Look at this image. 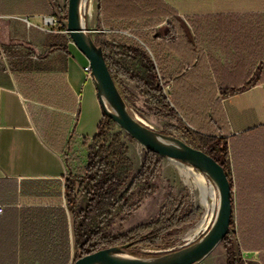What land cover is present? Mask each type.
<instances>
[{"label": "crops", "instance_id": "1", "mask_svg": "<svg viewBox=\"0 0 264 264\" xmlns=\"http://www.w3.org/2000/svg\"><path fill=\"white\" fill-rule=\"evenodd\" d=\"M166 2L183 20L242 18V32L250 24L244 39L250 47L240 55L256 62L253 76L264 75V0ZM58 5L64 11L66 0ZM55 13L50 0H0V24L12 39L46 53L29 54L22 69L0 66V264L75 262L74 217L65 190L69 160L74 154L84 158L80 150H87L97 135L103 111L95 82L83 71L87 59L69 37L60 39L65 34L42 29L43 17ZM249 18L252 23L245 21ZM91 19L89 30L109 33L98 28V0ZM156 30L169 33L166 24ZM53 57L58 68L49 64ZM37 63L50 71H33ZM221 106L230 137L237 242L244 264H264V83L221 99Z\"/></svg>", "mask_w": 264, "mask_h": 264}, {"label": "trees", "instance_id": "2", "mask_svg": "<svg viewBox=\"0 0 264 264\" xmlns=\"http://www.w3.org/2000/svg\"><path fill=\"white\" fill-rule=\"evenodd\" d=\"M50 2L60 20V32H66L68 0L64 11L58 0ZM98 6V28L107 30L111 41L101 48L103 53L105 47L111 48L121 57L116 60L104 55L127 106L123 79L135 84L146 108L155 117L181 115L182 127L186 129L183 142L219 163L228 174L233 191L227 163L230 137L221 99L264 83V75H252L256 62L253 65L240 55L250 47L244 39L249 37L247 23L252 20H245L247 29L242 32L244 20L237 15L194 16L183 20L166 0H98ZM162 24L169 29L165 36L156 31ZM60 39L67 40L68 35ZM33 71L50 70L37 63ZM168 86L172 88L167 97L164 89ZM115 127L103 115L85 157L74 154L69 160L72 169L65 190L74 217L75 261L112 248L131 256H137L138 247L162 250L168 247L173 232L197 223L202 217L200 209L185 212L184 202L171 200L156 222L118 236L110 233L116 218L136 210L137 196L155 193L153 183L162 169V158L147 152L140 171L132 178L129 151L122 134H112ZM233 227L232 218L230 231ZM232 237L229 233L222 242L226 264H244L241 244Z\"/></svg>", "mask_w": 264, "mask_h": 264}, {"label": "rangeland", "instance_id": "3", "mask_svg": "<svg viewBox=\"0 0 264 264\" xmlns=\"http://www.w3.org/2000/svg\"><path fill=\"white\" fill-rule=\"evenodd\" d=\"M89 2L90 0H88L85 6H83V18L85 20V27L90 32V35L97 46H109V44H111L109 33L98 31V29H88V26H91L92 21L91 14L89 13ZM157 32L160 35V31ZM12 38V34L10 33V30L6 27V25H4L3 23L0 24V66L11 68L15 65V69H22L27 62L26 58L29 54L30 56H35L37 55V53L41 54L39 51L33 48L30 49L26 45L22 46L23 44L19 43L18 41H14V39ZM45 55L46 53H42L41 57ZM104 55L112 57L116 60L121 59V57L118 56L113 49L108 47L104 48ZM53 58L54 62L52 60L49 62V64L51 67L58 68L59 66L57 59L56 57ZM122 88L129 103L128 108L131 114L137 120H139L143 124L146 123L150 125V128L158 133L167 136H173L177 139L182 140V134L186 133V129L182 127V122L184 123V121L180 114H176L174 116L170 115L166 119L157 118L155 117L154 112L146 108L145 99L140 96L137 88L134 85L123 79ZM164 92L168 97L171 93V87H166ZM106 106L108 110H111L107 104ZM116 133L122 134V141L128 148V156L133 164L132 178H134L138 174L144 163L147 151L136 141L130 138L125 132L120 130L118 126H116L112 131V134ZM86 151V149L80 150V154L85 157ZM175 163L177 162L173 160L162 159L161 172L153 183L155 187V193L148 197L140 198L137 196L135 198V203L138 204L136 210H134L130 215H124L116 218L115 224L110 230V233L113 236H118L141 225L156 222L160 218V215L166 210L171 200L184 202L185 212L191 211L192 209H200L202 211V217L197 223L180 231L173 232L168 247L162 250H152L138 247L136 248L137 256L129 255L131 257L143 259L150 258V256L154 254H167L179 251L180 249H183L203 238L215 221L218 208L213 212L212 210H207L203 206L202 192L197 181L195 180V177L187 175L178 166V164ZM227 163L230 168V177H232L233 174L230 162L227 161ZM200 174L206 180L207 185L212 184V186L214 187L218 204L219 194L216 186L207 176L202 173ZM231 179L233 180V177ZM202 223L204 224L203 229L196 234L197 230L202 227ZM235 230L236 229L234 225V233H232L233 231H230L231 236L232 234L234 235V237H232L233 240L237 239ZM226 259L227 257L225 247L224 245L220 244L210 255H208L203 261L197 264H226Z\"/></svg>", "mask_w": 264, "mask_h": 264}, {"label": "water", "instance_id": "4", "mask_svg": "<svg viewBox=\"0 0 264 264\" xmlns=\"http://www.w3.org/2000/svg\"><path fill=\"white\" fill-rule=\"evenodd\" d=\"M87 0H68L66 34L87 59L95 82L103 115L141 145L162 159L189 165L207 176L216 186L219 206L208 232L199 241L176 252L152 258H136L112 248L87 255L74 264H197L210 255L230 233L233 215V191L224 168L206 153L180 139L163 135L137 120L130 112L108 69L101 47L85 27L83 6ZM106 104L111 110H108Z\"/></svg>", "mask_w": 264, "mask_h": 264}, {"label": "bare ground", "instance_id": "5", "mask_svg": "<svg viewBox=\"0 0 264 264\" xmlns=\"http://www.w3.org/2000/svg\"><path fill=\"white\" fill-rule=\"evenodd\" d=\"M94 4L95 1L94 0H90L89 2V13L92 14L93 13V9H94ZM107 107V106H106ZM108 109V108H107ZM153 122V121H151ZM150 122V123H151ZM146 124V123H145ZM148 125V124H146ZM150 127V125H148ZM141 146V145H140ZM142 147V146H141ZM178 164V166L189 176H194L195 180L197 181L199 188L202 192V204L203 206L207 209V210H212L213 212L215 211V209L218 208L219 206V200H218V204H217V195H216V191L214 189V187L212 186V184L207 185L206 180L204 179V177L200 174L199 171H195V169L191 166H186V165H182L179 163H175ZM179 168V169H180ZM181 171V170H180ZM186 177V176H185ZM187 179V178H186ZM188 181V180H187ZM190 183V182H189ZM196 183V182H195ZM209 216V215H208ZM206 223V221H205ZM203 223H202V227H200L196 234L199 233L202 229H203ZM190 239V238H189ZM193 239V238H191Z\"/></svg>", "mask_w": 264, "mask_h": 264}, {"label": "built area", "instance_id": "6", "mask_svg": "<svg viewBox=\"0 0 264 264\" xmlns=\"http://www.w3.org/2000/svg\"><path fill=\"white\" fill-rule=\"evenodd\" d=\"M60 27H61V23L57 17L55 16L43 17V28L42 29L45 32L50 33V34L63 33L67 35L66 32H60V29H59ZM83 71L89 79H92V71L89 65L84 67ZM227 161H229V159H227ZM2 214H3V207L0 206V215Z\"/></svg>", "mask_w": 264, "mask_h": 264}]
</instances>
